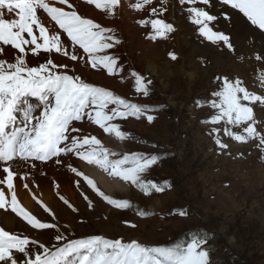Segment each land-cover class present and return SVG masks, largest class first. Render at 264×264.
<instances>
[{
	"label": "rangeland",
	"instance_id": "374dc122",
	"mask_svg": "<svg viewBox=\"0 0 264 264\" xmlns=\"http://www.w3.org/2000/svg\"><path fill=\"white\" fill-rule=\"evenodd\" d=\"M68 2L73 5L79 15L92 19L102 27L113 29L110 35H114L120 43H114L113 47L105 49L100 55L116 57V71L110 75L103 67L93 69L86 63L87 55L83 49H80L78 45L73 46L66 34L61 36L64 47L69 54L75 53L83 59L74 61L61 53L52 52L49 55L41 50L38 55L28 52L29 65L37 66L51 58L54 63L67 66L59 69L60 71L80 76L86 82L106 88L132 103L147 105L150 111L139 119L128 117L113 121L122 131L129 134L125 139H118L110 133L100 134L101 132L94 128L95 124L87 118L78 121L74 127L79 128L80 132L89 137L100 138L101 142L109 147L107 149L110 152L116 153L115 156H111L113 160L122 159L124 154L129 153L158 155L159 160L142 174V179L160 185L167 181L168 186L163 192L152 191L148 195L131 182H127L126 193L109 194L103 190L106 195L114 199L128 200L132 204L130 208L117 209L98 196L87 183H82L83 177L71 173L69 164L78 171L86 173L80 165L81 159L75 154H62L60 164L55 163V160L47 161L52 165L42 164L37 175L46 180L52 179L51 185H58V187L61 182L71 184L74 182L72 187L75 199L74 201L67 199L76 211L56 198L55 194L63 196L56 186L52 194L55 201L54 207L48 206L54 216L46 213L37 202L33 203V193L29 190L32 204L27 208H34L32 212H35L34 215L38 219L42 222L55 223L57 228L35 230L25 224L24 220L22 224L10 208L0 209V215L7 214L14 217L16 228H6L1 219L0 227L13 233L27 235L46 247L63 243V241L55 240L58 234L66 239L102 235L109 239L121 238L125 242L135 239L143 244L159 246L171 244L179 239H187L199 233L207 236L206 247L211 249L212 264H264V176H257L255 169L264 165V160L260 159V149L257 147L259 141L250 139L246 143L237 142L224 135L225 127L235 132H242L241 126L227 125L224 121L218 124L203 122L216 114L217 110L211 107L210 101L216 99L212 94L222 88L223 84L220 82L222 78L228 77L233 80L241 75L239 60L229 59L232 62L231 66L225 68L223 58L216 65L204 61L203 56L192 57L193 59L191 58L189 62L184 60L188 52L184 45L180 46L174 18L169 15L168 2L161 4V0H158L137 11L129 7L132 4L131 0H121L122 4L116 8L113 16H108L105 11L99 13L89 5L85 6L82 2L87 4L86 0H68ZM214 2L219 6L218 3H221V0H210L208 5L197 6L205 8L214 15L213 9L210 8L215 7ZM177 4L180 6L181 13L184 14V21L190 26L183 35L185 42L201 39V43L213 45L212 47L219 53L227 51L236 56L234 42L230 41L233 44V50H229L222 42L216 43V49L215 44L201 36L198 26L188 19L189 13L186 10L188 5H181L179 0ZM54 6L69 10L67 5L54 3ZM152 8L157 9L155 14L151 12ZM161 8L165 9L162 13ZM230 8L228 5H223L222 9L225 11H219L218 19L225 12L229 13L226 10ZM230 11L237 13L247 26L264 36V30L251 25L237 10ZM126 12L130 14L129 18L125 17ZM37 14L50 33L62 31L43 10H38ZM6 18L13 17L6 16ZM153 19H162L172 24L175 31L169 33L167 38L157 37L154 40L149 38L150 35H155L151 23L140 25L137 21ZM216 21L211 22L210 27L215 31L222 30L229 35L230 33L221 29ZM36 35H39L38 30ZM25 38L30 39L27 34ZM252 41L255 40L252 39ZM249 47L253 48L250 44ZM16 51L10 45L4 46V52L0 54V58L11 61ZM169 52H174L177 59L172 60L168 55ZM150 60L155 61L156 72L146 69ZM260 62L263 65L264 59ZM183 70L189 73L196 72L191 83L188 82V77ZM132 71L143 76L145 83L151 81V84L147 85L149 89L147 96L136 92L135 78L131 76ZM217 77L221 79L217 80ZM249 84L246 86L244 84L248 90L254 92L258 90V94H264V89L258 85L254 88L252 83ZM250 106H254V114L257 111L264 113V106L259 103ZM146 115H152L155 119L148 122ZM261 117L255 120L257 122L255 126L262 132L264 119ZM214 127L220 131L212 133ZM215 137H219L228 147L221 149L215 143ZM48 171L53 172V175H48ZM19 176L14 181L19 184V187H24L25 179L21 180ZM97 187L102 190L99 185ZM85 196L88 197L87 200ZM89 201H91V207H89ZM137 208L152 212L154 215L140 217L137 215ZM179 210H183L186 215H179ZM125 221L135 224L136 227L129 226ZM33 247L38 249V244Z\"/></svg>",
	"mask_w": 264,
	"mask_h": 264
},
{
	"label": "snow or ice",
	"instance_id": "6c2138e0",
	"mask_svg": "<svg viewBox=\"0 0 264 264\" xmlns=\"http://www.w3.org/2000/svg\"><path fill=\"white\" fill-rule=\"evenodd\" d=\"M167 2L168 0H161V4ZM179 2L181 5H188V19L198 26L201 36L213 44L222 42L229 50H233L229 35L210 27V23L218 17L197 6L208 5L210 0ZM54 3L67 5L69 10L54 6ZM86 3L95 5L108 16H113L121 0H86ZM151 3L152 0H136L129 7L139 11ZM221 3L237 10L251 25L264 30V0H221ZM38 10H43L62 31L50 33L41 22ZM163 11L165 9L161 8L160 12ZM151 12L155 14L157 9L152 8ZM223 19L232 23V17L228 14H224ZM149 22L155 31V35L149 37L153 40L157 37L167 38L169 33L175 31L172 24L162 19L137 21L140 25ZM112 32L113 29L102 27L92 19L79 15L68 0H0V54L4 52L3 46L7 45L17 50L11 61L0 58V186H6V191L4 187H0V209L10 208L33 229H55L57 225L42 222L18 200L14 186L18 173L13 169L17 161L35 167V161L47 162L55 158V163L60 164L62 154H75L89 165L99 167L109 176L131 182L145 195L151 194L152 191L163 192L168 186L167 181L160 185L142 179V174L157 163L160 158L158 155L129 153L124 154L122 159L113 160L109 157L115 156L116 153L105 148L95 136L74 134L80 132L79 128L74 127V122L87 118L105 133L125 139L129 134L122 131L113 121L128 117L139 119L150 111L147 105L132 103L106 88L86 82L80 76L60 71L59 69L67 66L58 65L51 58L37 66H30L27 61L28 52L38 55L41 50L49 55L52 52L61 53L74 61L83 59L75 53L69 54L64 47L61 36L66 34L73 46L78 45L83 49L87 55L86 63L93 69L103 67L111 75L116 71L117 58L100 53L113 47L114 43H120L114 35H110ZM25 34L30 39L25 38ZM168 55L172 60L177 59L174 52H169ZM256 59L261 60L264 57L257 54ZM131 76L135 78L136 92L147 96V85L151 84V81L145 83L144 77L135 71L131 72ZM219 79L221 78L217 77V80ZM222 79V88L212 94L216 99L210 101L211 107L217 110L216 114L203 122L218 124L224 121L227 125L241 126L242 132L225 127L224 135L245 143L250 139H257V147L262 154L261 159L264 160V132L257 130L253 107L250 106L255 103L264 106V94L249 91L239 78L234 81L228 77ZM256 82L264 89V70H258ZM30 98H35L36 103ZM197 103L199 104V101ZM146 119L152 122L155 117L146 115ZM219 131L220 129L215 127L212 129V133ZM215 143L221 149L228 147L219 137H215ZM68 167L76 176L83 177L87 185L108 204L117 209L131 207L130 201L106 195L91 178L71 164ZM19 178L25 179L26 174L20 175ZM23 186L29 188L27 183ZM55 186L58 188V185ZM59 198L76 211L67 198ZM84 198L88 199L87 196ZM33 199L46 213L54 216L52 210L35 195ZM88 204L89 207L92 206L91 201ZM136 212L140 217L154 215L139 208ZM178 214L186 215L183 210H179ZM125 223L136 227L129 221ZM55 240L63 243L46 247L27 235L0 227V264H212L211 249L206 247L207 236L199 233L159 246L143 244L135 239L128 242L121 238L109 239L102 235L66 239L58 234ZM37 244L38 249L33 247Z\"/></svg>",
	"mask_w": 264,
	"mask_h": 264
},
{
	"label": "bare ground",
	"instance_id": "6f19581e",
	"mask_svg": "<svg viewBox=\"0 0 264 264\" xmlns=\"http://www.w3.org/2000/svg\"><path fill=\"white\" fill-rule=\"evenodd\" d=\"M131 1H132V3L136 2V0H134V1L131 0ZM157 1L158 0H152L151 4H153V2L155 3ZM167 4H168L167 7L169 10V15H171V17H173L174 21H175L176 30L178 31L177 32V38L179 40L180 46L184 45L186 47L187 52H188L187 56L184 57V60H187L189 62V60L192 57L200 56V58H201L203 56L202 58L204 59V61L210 62L211 65L212 64L216 65L218 62H220L222 60L221 58H223V64L224 65L223 64L222 65L225 68L226 66H231L230 64L232 62H230V61L237 58L239 60V68H240L239 73H241V75L238 74L239 76L236 78L243 80V81L241 80L243 82V86H244V84L246 86V84L252 83V85H254V88H255V86L257 87L258 84L256 82V75H257L258 70H264V66H263L264 64L262 65L260 60L256 59V55L260 54V56L264 57V36H262L259 32H257V30L254 31L249 26H247L244 23L243 19L239 15H237V13H233L232 11H230V10H232V8H230V10H226L229 13L225 12V14H228V15L230 14V16L232 17V23L227 24V22L223 19L222 16H224V15L222 14L220 16V18L217 19L216 24L219 25L221 29L228 31L231 34V36L229 34V36L231 37L230 41L234 42V53L236 52V56H234V54L233 55L229 54V52H227V51H223V52L219 53L214 49V47H212L213 45L211 46L210 44H206V42L201 43V41H200L201 39L200 40H198V39L192 40L191 39L190 40L191 42H185L183 35L186 31H188L190 29V26L184 21V14L181 13V9H180V6L177 4V0H168ZM81 5H83V4H81ZM84 5L85 6L89 5L90 7H92L96 11H98L99 13L101 11H103L101 9H97L95 7V5H90L88 3L84 4ZM218 5L219 6H217L216 3L214 2L215 7H210L213 9L212 12L216 16L220 15L219 11H223V12L225 11V9H222L223 8L222 3H218ZM123 7L124 6L122 5V8ZM129 15L130 14L126 12L125 17L129 18L130 17ZM83 17L88 18L86 16H83ZM252 39L255 41H252ZM249 44L253 48H250ZM216 45L217 44H215V47H216ZM3 48H4V46H3ZM216 49H217V47H216ZM253 51H256V52H253ZM229 59H231V60L229 61ZM237 67H238V65H237ZM156 68H157V65H156L155 61H151V60L148 61V65L146 68L147 70H149L151 72H156ZM183 68H184V66H183ZM184 72L186 73V75L188 77V82L191 83L194 79V73H196V72H192V73H189L187 71H184ZM235 79H233V81ZM220 82H222V84H223V80ZM256 92L259 93L258 90ZM257 109L261 110L259 108H257ZM260 113H262V115H261L262 117L260 116ZM263 115H264L263 111H261V112L257 111L254 114V119L256 120L259 117L264 119ZM262 123L264 124V120L262 121ZM74 124H78V121L74 122ZM258 127H260V126H258ZM263 130L264 129H262V132H264ZM101 143L104 146V143L103 142H101ZM260 159H261V156H260ZM53 160H55V158ZM53 160H52V162H53ZM80 161L82 162L80 164L81 167L83 168V170L88 175L86 173L85 174L87 176L91 177L92 180L94 179L97 182V184L102 188V190L100 189L101 191L104 190L105 192H107L109 194H114V193H118V192L119 193H126V191L128 189L127 182L119 179L118 177L109 176L107 173H105L99 167H97L95 165H86V163H84L82 160H80ZM34 164H35V167H33L32 164H27V163L17 161L13 165V169L17 170L16 172L18 173V175L26 174V178L24 181L29 185V188L24 189V187H19V184L16 181H14V186L16 189V194H17L18 200L20 201L22 206H24L27 210H29L33 215L35 214V212L34 213L32 212V210L34 208H27V207H30V205L32 204L31 200L29 198V194H28L29 190L32 191L33 195H35V197L37 199L44 202V204H46L47 206L54 207V204H55L54 198L52 196L53 189L55 186H53V184L51 185V183L53 182L52 179L51 180L49 179L50 180L49 181V180H46L42 177H38V175H37V171L41 168L42 164L43 165L44 164L52 165V164L50 162H41V161H35ZM255 169L258 173L257 176H261V177L264 176V165H262V167H256ZM47 173H48V175H53V172L51 173V171H48ZM71 173H73V172H71ZM73 183L74 182H72V184L69 182H66V183L61 182V184H59V187H58L59 190L61 191V193L63 194V196H65L66 198H69L72 201H74V199H75L74 198L75 194H74L73 187H72ZM0 187H4L5 191H6V186H0ZM55 196H56V198L60 197L58 194H55ZM8 198L10 199V196ZM33 203H36V200L33 199ZM36 209H37V207H36ZM0 219L6 228H16V226H17L15 218L10 216V215L2 214V215H0ZM21 223L24 224L22 221H21ZM25 224H27V223H25ZM36 232L38 233L39 231H36Z\"/></svg>",
	"mask_w": 264,
	"mask_h": 264
}]
</instances>
